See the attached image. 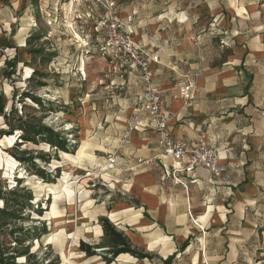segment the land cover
Here are the masks:
<instances>
[{
    "label": "crops",
    "instance_id": "obj_1",
    "mask_svg": "<svg viewBox=\"0 0 264 264\" xmlns=\"http://www.w3.org/2000/svg\"><path fill=\"white\" fill-rule=\"evenodd\" d=\"M9 2L0 1V32ZM48 2L61 8L60 0ZM138 10L140 18L147 16L136 1L117 12L133 21ZM154 11L160 21L151 22L148 31L142 20L133 39L147 56H159L151 67L170 111L169 131L188 140L206 133L220 152L222 172L214 176L198 167L179 174L187 187L176 183L162 165L182 164L162 156L147 114L141 113L145 125L124 144L118 139L126 125L120 126L112 150V198L96 199L90 219L107 216L134 246L154 254L138 258L121 253L108 264H189L182 258L189 256L196 237L206 244L194 264H258L264 261L259 256L254 262L239 260L241 241L254 235V211L262 208L264 194V2L169 0ZM189 80L196 83L192 101L179 93ZM139 158L152 162L140 164ZM213 240L228 241V248L215 249Z\"/></svg>",
    "mask_w": 264,
    "mask_h": 264
},
{
    "label": "rangeland",
    "instance_id": "obj_2",
    "mask_svg": "<svg viewBox=\"0 0 264 264\" xmlns=\"http://www.w3.org/2000/svg\"><path fill=\"white\" fill-rule=\"evenodd\" d=\"M11 1L6 5L7 19L3 17L4 27L0 32V94L5 111L13 109L14 122L19 116L35 117L36 121L61 132L69 142L70 151L53 148L48 142H24L20 138L22 131H11L5 117L0 115V196H6L0 198V206H6L5 201L12 206L19 200L12 208H22L17 211L18 218L8 220L2 227L0 243L9 250L22 251L28 246L32 256L27 264H68L62 257L63 250H69L72 264L111 263L115 258L111 262L107 260L111 256L110 238L104 234L103 227L98 228L100 217L96 221L90 219V215L98 204L96 199L112 198L110 189L114 187L110 172L114 171L108 167V159L119 137L118 128L127 127L140 113L139 74L121 64L106 46L103 33L96 29L98 19L106 12L96 0H60L61 8L57 9L49 0ZM117 1V11L133 1L146 9V17L140 18L138 10L128 23L132 31L139 29L142 20L147 22L144 26L148 31L152 30L151 22L158 23L162 18H157L154 10L169 2ZM42 11L48 18L42 17ZM240 12L246 9L241 8ZM227 53L224 49L223 57ZM14 60L15 68L12 67ZM261 79L264 81V72ZM32 95L40 97L42 105L36 103ZM11 136H15L13 143L7 139ZM85 141H89V146L85 155L78 158ZM7 155L17 161L15 168H8ZM32 155L34 162L23 160ZM38 167L45 172V178L36 173ZM66 178L71 196L63 191ZM14 190L18 191L17 195L12 193ZM56 194L62 195L55 199ZM29 195L31 200H27ZM260 200L262 208L254 211V235L241 241L240 262L246 263L248 259L254 262L257 256L264 260V194ZM55 201L60 213L50 215ZM15 228L30 232L29 239L21 245L10 234ZM249 231L246 230L245 235H249ZM72 233L76 234L73 242ZM95 235L96 239H88ZM81 240L102 252L87 255L80 248ZM211 243L215 249L218 245L222 250L228 248V241ZM205 244L206 240L196 237L189 248L191 253L183 256V261L194 264ZM25 259V256L17 257L16 262Z\"/></svg>",
    "mask_w": 264,
    "mask_h": 264
},
{
    "label": "built area",
    "instance_id": "obj_3",
    "mask_svg": "<svg viewBox=\"0 0 264 264\" xmlns=\"http://www.w3.org/2000/svg\"><path fill=\"white\" fill-rule=\"evenodd\" d=\"M99 5L106 9L100 16L96 29L105 36L106 46L113 51L115 57L139 74L142 88L140 113L135 115L134 121L129 124L119 138V144H124L131 133L145 125L141 116L145 112L150 119L155 131L158 146L162 156L170 157L182 164L181 166L162 165L164 174L172 176L176 183L187 187L180 178L182 172L193 173L196 168L203 167L214 176L222 172L220 165V152L209 141L206 133H201L196 139L188 140L173 136L169 131L170 111L166 108L160 88L154 79L151 62H159L158 54L147 56L139 42L133 39V31L128 25L132 21L122 19L117 13V4L114 0H96ZM196 83L193 80L182 84L179 88L180 96L186 101L195 98ZM108 167L114 168L116 163L115 153L110 152ZM139 163L150 164L151 159H138Z\"/></svg>",
    "mask_w": 264,
    "mask_h": 264
},
{
    "label": "trees",
    "instance_id": "obj_4",
    "mask_svg": "<svg viewBox=\"0 0 264 264\" xmlns=\"http://www.w3.org/2000/svg\"><path fill=\"white\" fill-rule=\"evenodd\" d=\"M0 1H4L6 3L9 0H0ZM7 46L8 47L10 46V42L8 43ZM12 67L15 68V60L12 64ZM31 97L36 103L42 105L43 100L40 97L35 95H32ZM12 112L13 109L11 110V112L5 111L3 95L0 94V115L5 117L6 123L10 126L11 131L17 129L22 131V134H20V138H22L24 142H30V141L34 143L48 142L53 148L56 147L57 149L63 151H67V152L70 151L69 142L67 138L64 135H62L61 132L55 131L50 126L42 124L41 121L39 120L36 121L35 117L29 119L19 116L16 119V122H14V120L12 119ZM34 158L35 157L32 155L29 156V158L26 157L23 158V160L33 161ZM34 165L36 164L34 163ZM36 173L41 177L45 178V172L39 167L36 168ZM12 193L17 195L18 191L14 190L12 191ZM5 197L6 196H0V198L3 199H5ZM31 199L32 196L29 195L27 197V200H31ZM18 201L19 200H16V202L12 206H9V202L5 201L6 206L3 207L0 206V231L8 220H12L19 217L17 211L21 210L22 208H16V210L12 208L18 205L19 203ZM99 220L103 227L104 234L110 238V242H111V246L108 250L111 256L107 257L108 262H111L121 253H131L132 255L139 258L151 257L149 253L134 246L131 239L123 231L119 230L109 220L107 216H101ZM15 233H19V234H15ZM10 234L14 236L17 244L21 245L23 244V242L27 240L28 238L27 235H30V232H26L24 228H15ZM80 248L81 250L85 251L86 254L89 256H92L97 253V250H95L96 246L84 240L80 241ZM15 249L17 248H14L13 250H9V248H7L3 243H0V264H27V262L31 260L32 255L29 254L28 246L22 249V251ZM22 256L26 257L25 261L21 263L16 262V258L17 257L20 258ZM35 264H40V263H35Z\"/></svg>",
    "mask_w": 264,
    "mask_h": 264
},
{
    "label": "bare ground",
    "instance_id": "obj_5",
    "mask_svg": "<svg viewBox=\"0 0 264 264\" xmlns=\"http://www.w3.org/2000/svg\"><path fill=\"white\" fill-rule=\"evenodd\" d=\"M13 137H15V136L7 137L8 141H9L10 143H13ZM88 146H89V141H85V142L83 143L82 148H81L80 151H79L78 158H82V157L85 155V152H86ZM4 154H5V153H4ZM5 161H6L7 166H8L9 169H11V168H15L16 165H17V161H16L15 159H13L12 157L8 156V155H7V157L5 158ZM68 185H69V182H68V180H67V178H66V184H65V186H64L63 191H64V193H66V192H65V190H66V191H67L66 194H67L68 196H71V195H70V194H71V193H70L71 191H69V187H68ZM72 189H73V188H72ZM61 195H62V194H61ZM61 195H60V194H56L55 199H58ZM58 213H60V210H59V208L57 207V204H56V201H55L54 204L52 205V211H51L49 214H50V215H56V214H58ZM74 237H76V234H75V233H72V236H71V241H72V242H73ZM75 241H76V240H75ZM70 247H71V246H70ZM62 257H63L65 263L72 264L71 259H70L69 250H63V252H62Z\"/></svg>",
    "mask_w": 264,
    "mask_h": 264
},
{
    "label": "water",
    "instance_id": "obj_6",
    "mask_svg": "<svg viewBox=\"0 0 264 264\" xmlns=\"http://www.w3.org/2000/svg\"><path fill=\"white\" fill-rule=\"evenodd\" d=\"M98 251V250H97Z\"/></svg>",
    "mask_w": 264,
    "mask_h": 264
}]
</instances>
